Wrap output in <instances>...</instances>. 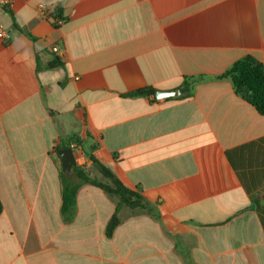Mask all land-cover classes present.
Returning <instances> with one entry per match:
<instances>
[{
  "label": "crops",
  "instance_id": "1",
  "mask_svg": "<svg viewBox=\"0 0 264 264\" xmlns=\"http://www.w3.org/2000/svg\"><path fill=\"white\" fill-rule=\"evenodd\" d=\"M1 32L0 264H264V116L228 81L128 96L264 64V0H15ZM71 137L159 218L121 207L108 238L117 199L85 185L64 222L53 149Z\"/></svg>",
  "mask_w": 264,
  "mask_h": 264
},
{
  "label": "trees",
  "instance_id": "2",
  "mask_svg": "<svg viewBox=\"0 0 264 264\" xmlns=\"http://www.w3.org/2000/svg\"><path fill=\"white\" fill-rule=\"evenodd\" d=\"M6 9V8H5ZM8 10V9H7ZM62 65L56 59L50 67ZM209 81H228L234 93L253 106L257 112L264 116V64L252 56H245L232 64L224 73L217 76H191L185 77L183 85L191 91V96L195 87ZM156 89L153 87L135 91L130 97H153L155 99ZM179 100V99H167ZM79 144L80 139L71 137L67 141L61 142L53 151L57 152L63 148L71 147L72 144ZM94 167L105 179L103 183L90 177L85 170L77 164L69 173L60 171V183L62 194L61 215L66 223L75 220L77 213V196L82 187L92 185L101 188L109 196L117 199V208L113 217L106 227V235L112 238L117 227L123 222L120 216L121 207L128 208L131 213L148 212L152 216L159 218L158 206L146 201L139 188L131 189L127 187L110 169L105 167L95 157H90ZM3 212V204L0 199V216Z\"/></svg>",
  "mask_w": 264,
  "mask_h": 264
},
{
  "label": "water",
  "instance_id": "3",
  "mask_svg": "<svg viewBox=\"0 0 264 264\" xmlns=\"http://www.w3.org/2000/svg\"><path fill=\"white\" fill-rule=\"evenodd\" d=\"M190 90L187 87L180 88L175 91H161L157 90L155 93V99L158 101L167 99H182L188 97ZM58 157L60 160V165L63 173H69L72 168L76 165V160L74 157V150L71 147L63 148L58 151Z\"/></svg>",
  "mask_w": 264,
  "mask_h": 264
},
{
  "label": "built area",
  "instance_id": "4",
  "mask_svg": "<svg viewBox=\"0 0 264 264\" xmlns=\"http://www.w3.org/2000/svg\"><path fill=\"white\" fill-rule=\"evenodd\" d=\"M15 0H0V5L6 9H10V7H12L13 3H14ZM45 10L44 8H42V11ZM55 22L57 23H61L60 20L58 19H55L54 20ZM0 38L4 41H10L11 40V35L9 33H6V32H1L0 33ZM53 51L55 53H57L59 50L57 47L53 48ZM71 148L75 151L78 149V146L76 144H72L71 145Z\"/></svg>",
  "mask_w": 264,
  "mask_h": 264
},
{
  "label": "rangeland",
  "instance_id": "5",
  "mask_svg": "<svg viewBox=\"0 0 264 264\" xmlns=\"http://www.w3.org/2000/svg\"><path fill=\"white\" fill-rule=\"evenodd\" d=\"M61 170H62V168H60ZM105 183H106V181H105Z\"/></svg>",
  "mask_w": 264,
  "mask_h": 264
}]
</instances>
